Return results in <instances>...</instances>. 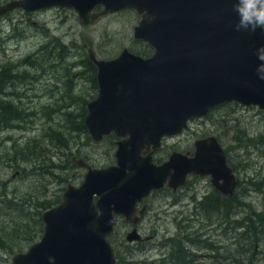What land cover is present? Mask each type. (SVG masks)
Returning <instances> with one entry per match:
<instances>
[{
    "label": "water",
    "instance_id": "obj_1",
    "mask_svg": "<svg viewBox=\"0 0 264 264\" xmlns=\"http://www.w3.org/2000/svg\"><path fill=\"white\" fill-rule=\"evenodd\" d=\"M55 5L74 8L85 26L133 9L141 16L134 38L150 44L154 53L144 58L125 48L118 58L101 60L85 44L99 81L86 125L97 142L112 133L119 138L116 164L97 168L79 160L88 168L84 180L69 184L61 203L43 212V237L27 251L12 254V262L117 264L107 239L115 231V214L135 221L137 203L153 190L176 191L191 174L211 175L221 193L233 195L236 175L218 137L197 139L193 156L174 151L157 164L154 154L164 137L181 134L190 120L221 104L264 110L256 56L264 30L237 31L232 0H14L0 5V16L21 7L33 11ZM96 6L104 9L93 12ZM128 239L140 236L134 230Z\"/></svg>",
    "mask_w": 264,
    "mask_h": 264
},
{
    "label": "rangeland",
    "instance_id": "obj_2",
    "mask_svg": "<svg viewBox=\"0 0 264 264\" xmlns=\"http://www.w3.org/2000/svg\"><path fill=\"white\" fill-rule=\"evenodd\" d=\"M8 1L0 0V4ZM64 12L52 9L29 17L18 10L0 17V69L22 62L42 45L60 51L58 44L54 46L55 38L67 45L62 56L69 55L54 61L53 54L39 55L37 67L18 65L33 82L29 94L22 93L19 98L20 105L35 114L26 113L27 118L10 123L12 129L0 131V264H12L14 252L27 251L40 240L43 232L35 233L40 212L57 205L69 183L79 185L83 180L86 170L72 162L74 155L99 167L116 163L117 146L111 143L116 140L114 136L95 143L79 126L83 109L98 94L84 62L82 42L87 40L99 56L106 58L118 55L124 47L151 53L147 44L133 38V28L140 20L133 10L110 14L88 27L80 24L77 13ZM68 112L70 118L65 116ZM213 135L226 149L229 164L242 168V177L253 179L259 188L249 189V196L236 204L237 216L227 221L220 215H205L202 209L195 215L194 196L198 200L214 190L210 177L195 181L196 193L185 186L180 193L155 191L148 199L153 208L141 224L146 237H152L146 247L139 249L127 241L134 228L120 217L113 244L127 260L160 257L166 261L182 244L188 255L195 253L191 264H264V110L236 102L221 105L205 118L192 119L183 134L167 138L155 155L156 162L167 160L174 150H190L193 156L195 141ZM205 208L207 211L209 207ZM184 217L188 219L184 223L194 221L196 232L186 229ZM244 217L256 218L258 227L236 228L234 219ZM27 219L32 233L26 231ZM185 236L196 243L189 245Z\"/></svg>",
    "mask_w": 264,
    "mask_h": 264
},
{
    "label": "flooded vegetation",
    "instance_id": "obj_3",
    "mask_svg": "<svg viewBox=\"0 0 264 264\" xmlns=\"http://www.w3.org/2000/svg\"><path fill=\"white\" fill-rule=\"evenodd\" d=\"M51 54H53V55H51ZM50 55H51V59L54 61V60H56L60 55H61V53L59 52V51H57V50H51L50 51ZM103 58H105V59H110V58H106V57H103ZM111 58H114V57H111ZM18 71H20V72H22L20 69H18ZM23 72H24V74H22V76H23V80H21L20 78H18L17 79V81H16V83L14 82V83H8L7 85H5V86H3L2 88H3V90L2 91H0V97H3V98H6L7 100H12V101H14V99H15V104L14 105H12V118L10 119V122H12V121H19V120H21V118L23 117V115H24V113H25V108L22 106V105H20L21 104V102H19V101H21L22 99H19V98H21V95H22V93H26L27 92V94H29V90H30V88H33V86H31V84L29 83V79H28V76L25 74V70H23ZM9 88V89H8ZM9 98H12V99H9ZM19 99V100H18ZM0 100H1V98H0ZM19 103V104H18ZM13 104V103H12ZM20 109H21V111H20ZM7 129H12L11 128V126H10V123L9 124H6V121L4 122V125H0V131H2L3 132V130L4 131H8ZM166 140V139H165ZM164 140V141H165ZM164 143V142H163ZM175 151V150H174ZM225 151H226V149H225ZM187 152H190V150L189 151H187ZM147 152L145 151V152H143V154H146ZM226 153H227V151H226ZM192 154V153H191ZM228 158V157H227ZM155 161H156V159H155ZM229 162V161H228ZM234 166V165H233ZM232 167V166H231ZM233 168V171L235 172V174H236V179H237V185H236V189H235V191H234V193H233V195H229V196H227V195H224L223 193H221L214 185H213V183H212V181H211V183H212V185H213V187H214V190H213V192L211 193H208V194H205V196L204 197H202V198H200V199H198L197 200V197H195L194 196V198H196V203L194 204L195 205V209H196V211H195V215H198L197 214V210L198 209H202V210H204L206 213H205V215L206 214H209L210 216H214V215H217L216 213H218L220 216H219V218H221V217H223V215L224 214H230V216L228 217V218H230L232 215L233 216H237V214H238V212L237 213H234V210L236 209H234L233 208V211H231V210H227V208H224V209H222V208H220V209H222L223 211H218V209H217V211L215 210V211H212L211 210V208H210V206H209V200L213 197V196H215V195H213L215 192H217L218 194L217 195H219L220 197H221V200L222 199H229V201L231 202V203H233V204H236V203H240L241 201L240 200H242L241 198H244L245 196H249V194L251 193V190H249L250 188H253L254 189V186L253 185H255V183H253V179H251L250 181L248 180V179H246V178H243L242 177V175H241V171H242V168H240V167H232ZM240 174H239V173ZM241 175V176H240ZM210 177L211 178V176H209V175H206V176H204V175H191V176H189V178H188V180H187V182H186V184L184 185L187 189H190V187H192L191 189H193V193H196V190H197V188H196V185H194L195 184V181L197 180V179H199V178H201V177ZM194 185V186H193ZM184 186L183 187H180V188H178L176 191H174L173 189H170V188H163V189H160V190H168L169 189V191H171V192H173V193H177L178 191H179V193L181 192V190H183L184 189ZM160 190H155V191H160ZM155 191H153L152 192V194L150 195V196H148L147 198H145L142 202H140V203H138V213L140 212V210L143 208V207H145L146 208V211H145V214H144V217H142V220H141V222L137 225V228H138V230H139V232L141 233V235L143 236V238H144V240H141L140 242H136V244L137 243H140V245L142 246V247H146V244L151 240V236L150 237H146V235H145V233L143 232V230H142V221H143V219L145 218V216L147 215V214H149L150 212H151V210H152V208H153V205H152V203H151V201H149L148 199H149V197H151V196H153L154 195V192ZM211 195H213V196H211ZM217 199H218V197H217ZM243 201V200H242ZM222 202V201H221ZM196 204H197V206H196ZM206 206H208L209 208L207 209V211H206ZM202 214V213H201ZM120 219V218H119ZM225 220L227 219V218H224ZM245 219H250V218H248V217H244V218H242V220H245ZM186 220H188V219H186L185 217L183 218V223H184V221H186ZM193 220H190V221H187L186 223H184V225H185V227H186V229H189V231L190 232H196V231H194V230H196V229H194V227H193ZM130 227H133L134 228V225L133 224H128ZM195 226V225H194ZM132 228V229H133ZM186 229H185V231H186ZM190 229H193V231L192 230H190ZM197 235H201V234H197ZM141 239H142V237H141ZM121 243H123V241H121ZM127 244V243H126ZM140 249H142L141 247H140ZM194 255H195V253L194 252H191L190 253V255H189V261H190V263H193L194 262V259H193V257H194ZM191 256H193V257H191ZM143 259H145V260H149V257H147V258H143Z\"/></svg>",
    "mask_w": 264,
    "mask_h": 264
},
{
    "label": "trees",
    "instance_id": "obj_4",
    "mask_svg": "<svg viewBox=\"0 0 264 264\" xmlns=\"http://www.w3.org/2000/svg\"><path fill=\"white\" fill-rule=\"evenodd\" d=\"M57 44H58V48L60 49L59 52L61 53V55H63V53L65 52V49H66V45L60 40H57ZM50 51L51 50H48V48L46 46H43L34 55H35V57H37L36 55H39L40 53H42V55H50ZM145 52H146V50L143 51V52H136V53H138V54L141 53L142 55H145L146 54ZM32 57L33 56H30L29 58H27V60L29 61L30 65L31 66H38V63L36 61H33ZM86 61H87L86 66H87V69H88V71L90 73L91 81L94 84V87L97 88L98 84H97V78H96V67L88 59ZM2 69L3 70L0 71V91L3 90L2 87L6 85L8 80H10L12 78L11 73L6 71V69H8V68H2ZM12 105H14V104H12L11 102H9V104H7V103L4 104L0 100V125H4L5 121H6V124L10 123V119L12 118V110H13L11 108ZM85 112H86V109L84 108L83 111H82V115H81L82 117H84ZM82 122L83 121H81V127L84 130H86L85 126H84V124H82ZM52 166L56 167L55 164H52ZM259 185H260L259 183H255L254 186H259ZM255 188H259V187H255ZM217 194L218 193L215 192L213 194L215 196L211 195L213 197L209 200V206H210L212 211H215V210L217 211V209H218V211L221 212V211H223L222 209H224V208H227V210L233 211V208L234 209L236 208V204L237 203L233 204V203H231L229 201V199H222L221 200V197L219 195H217ZM217 197L219 199H217ZM47 204L50 205L49 203H47ZM220 208H222V209H220ZM20 212L23 213V211H20ZM40 215H41V213L39 214V217H38L37 222L35 224V226L37 227V230H35V233L41 232L43 230ZM228 216H230V215L229 214H224L222 219L227 218ZM254 219H255L254 221H252V219H250V221H249V219H245V220H235V222L238 223L239 227H247L248 228V227H250L252 225L253 227L257 228L258 227L257 226V219L256 218H254ZM28 222L29 221L27 219L28 228H27L26 231L29 232V233H32V232H34V230H29L30 225H28ZM263 223H264V219H263ZM262 224H261V226H262ZM39 226H40V231H39ZM176 242H181V241H176ZM118 257H119L118 264H191L190 261H189V255L186 253V251L184 249V246L182 244H180V246L178 248L175 247V250H173L172 253H171V257L169 259H167L166 261L165 260H161V261H158V262H154V261L146 262V261H137V260L132 261V260H127L124 256H122V254L121 255L118 254Z\"/></svg>",
    "mask_w": 264,
    "mask_h": 264
},
{
    "label": "clouds",
    "instance_id": "obj_5",
    "mask_svg": "<svg viewBox=\"0 0 264 264\" xmlns=\"http://www.w3.org/2000/svg\"><path fill=\"white\" fill-rule=\"evenodd\" d=\"M233 11L238 17L235 24L237 31L255 32L257 28L264 30V0H232ZM256 56L260 61L257 73L264 80V45L256 50Z\"/></svg>",
    "mask_w": 264,
    "mask_h": 264
},
{
    "label": "bare ground",
    "instance_id": "obj_6",
    "mask_svg": "<svg viewBox=\"0 0 264 264\" xmlns=\"http://www.w3.org/2000/svg\"><path fill=\"white\" fill-rule=\"evenodd\" d=\"M97 7V6H96ZM95 7V8H96ZM137 25V24H136ZM136 53V52H135ZM136 54H138V53H136ZM138 55H140V56H142V57H144V58H149V56H147V55H142V54H138ZM9 89V88H8ZM20 111H21V109H20ZM4 131V130H3ZM145 155V154H144ZM156 162V161H155ZM164 162V161H163ZM163 162H161V163H158V162H156L157 164H162ZM254 186V185H253ZM255 187V186H254ZM219 199V198H218ZM134 212V211H133ZM222 213V212H221ZM217 215H219L218 213H216ZM231 214V213H230ZM229 214V215H230ZM221 215V214H220ZM135 217V214H133V216L131 217V218H134ZM229 217V216H228ZM227 217V218H228ZM221 219H222V217H221ZM223 221L225 220V219H222ZM227 221V220H226ZM262 227L264 228V224L262 225ZM190 232V231H189ZM198 236V235H197ZM188 238V236H185V241H186V243L188 242V244L189 243H192V244H194V243H196V242H194V241H189V240H186ZM190 245V244H189ZM220 245V244H219ZM224 246V245H223ZM218 247V246H217Z\"/></svg>",
    "mask_w": 264,
    "mask_h": 264
}]
</instances>
